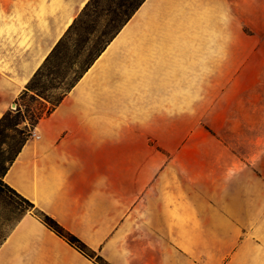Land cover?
<instances>
[{
    "label": "crops",
    "instance_id": "0c3cea01",
    "mask_svg": "<svg viewBox=\"0 0 264 264\" xmlns=\"http://www.w3.org/2000/svg\"><path fill=\"white\" fill-rule=\"evenodd\" d=\"M88 1L2 2L0 120ZM229 37L208 58L230 59ZM113 40L114 56H99L40 120L4 182L108 264H264L263 150L153 147V104L120 84V61L135 56L126 45L112 53ZM229 74L226 62L210 68L214 90ZM181 91L163 89L164 114L168 101L181 114ZM0 264L98 263L28 213L0 245Z\"/></svg>",
    "mask_w": 264,
    "mask_h": 264
},
{
    "label": "rangeland",
    "instance_id": "374dc122",
    "mask_svg": "<svg viewBox=\"0 0 264 264\" xmlns=\"http://www.w3.org/2000/svg\"><path fill=\"white\" fill-rule=\"evenodd\" d=\"M12 1L15 3V0H0V9L2 2L10 4ZM111 3V0H104L100 6L107 8ZM172 4L181 7L185 14L191 9L209 12L214 20L203 23V29L194 27L196 44L191 46L187 45L192 42L189 27L177 31L163 26L181 24L177 23L176 16L168 21L166 18L167 22L158 20L157 6L142 5L129 20L136 24V34L123 49L133 53L135 59H125L119 65L128 73L120 75V84L134 86L130 92L135 95L132 99L153 104L152 146L163 148L164 153H168L166 149L183 147H227L242 150V153L258 149L263 150L264 167V0H173ZM94 17L84 18V23L64 38L54 58L35 79V87L49 89L47 100L37 98L40 102H33L32 93L28 92L23 100L12 106V112L21 106L25 112L29 111L30 117L32 111H46L51 106L50 101L60 97L65 84L72 81L74 72L83 66L93 46L113 24L111 17H100L95 32L88 34L85 29ZM225 35L230 36L231 43L226 45L229 48L226 50L230 51L231 58L226 61L208 58L209 53L223 50ZM171 39L176 43L171 44ZM109 50L108 45L100 56L111 59L114 55H107ZM223 62L230 74L217 77L219 81L214 90L213 78L208 73L214 64L219 67ZM62 80L64 84L60 88H51L52 83L57 85ZM173 83L179 84L183 95L184 107L179 108L181 114L178 116L170 101L166 105L167 114L163 113L161 89ZM168 95L170 99L171 94ZM20 141L21 136L11 134L6 144L0 143V174ZM247 158L256 160L255 156ZM28 213L39 216L37 209L0 182V245Z\"/></svg>",
    "mask_w": 264,
    "mask_h": 264
},
{
    "label": "trees",
    "instance_id": "16d2710c",
    "mask_svg": "<svg viewBox=\"0 0 264 264\" xmlns=\"http://www.w3.org/2000/svg\"><path fill=\"white\" fill-rule=\"evenodd\" d=\"M104 0H89L82 10L81 14L71 26L68 28L64 36L59 40V42L55 45L51 53L48 55L43 65L39 68V70L35 73L31 81L26 87V90L20 97V100H23L28 92L32 93L31 97L33 102H40L38 99L47 100L48 96L46 92L49 90L47 87H35L34 81L40 75L45 66L50 63V61L56 55L62 41L66 36L70 34L73 30H75L78 25L84 23V18H90L92 15H95L94 19L90 20V24H87L86 33L93 34L96 29V25L98 23V18H108L111 17L112 25L108 30L103 34V36L99 39V41L93 46L90 51L89 58L84 62L83 66L80 67L77 71L74 72V77L71 82L65 84V91L60 95L59 98L50 101L51 106L46 109H37L36 111H32L30 117L28 116V110L25 112L22 111L21 107H19L16 112L9 111L5 114L0 120V143L6 144V140L10 139L11 134H17L21 136V141L19 143V147L14 152L12 158L8 160V164L2 169V173L0 174V182H4L3 178L9 169V167L14 162L17 155L20 153L22 147L26 144L29 138L32 135V131L34 127L40 122L41 119L49 116L55 108L61 103L64 97L71 91V89L75 86V84L83 77V75L88 71V69L94 64V62L99 58L102 52L107 48V46L111 43V41L116 37V35L121 31V29L126 25V23L134 16V14L139 10V8L145 3L146 0H111L112 3L107 8L101 7V3ZM60 79V76L57 77ZM61 84H64V81L57 82V85L51 84V88L57 89L61 87ZM38 98V99H37ZM28 121V125H23ZM5 183V182H4ZM5 185L19 197H21L25 202H27L31 207L35 208L34 204L19 195L16 191L10 188L6 183ZM38 210V209H37ZM39 218L57 235L64 238L67 242H69L72 246L77 248L81 253L86 255L89 258L95 259L98 264H108L101 256L97 255L92 249H90L83 241L77 238L75 235L67 231L64 227H62L55 219L45 214L43 211L38 210ZM5 241V240H4Z\"/></svg>",
    "mask_w": 264,
    "mask_h": 264
},
{
    "label": "bare ground",
    "instance_id": "6f19581e",
    "mask_svg": "<svg viewBox=\"0 0 264 264\" xmlns=\"http://www.w3.org/2000/svg\"><path fill=\"white\" fill-rule=\"evenodd\" d=\"M173 0H150L149 2H145L148 5H153V6H157L158 10H159V14H158V20L163 19V21H167L169 20L170 17H174L176 16V21L177 23H181L178 24L177 26H165L164 27H169V28H173L175 30H180L181 28L184 27H189V30L192 34L191 38H192V42L188 43L187 45H191L194 46L196 44V40H195V34L194 31H192L194 29V27L197 28H202L203 29V23H210L212 20H214L212 18L211 13L207 12V13H200L197 12L198 10H190L188 12V14L184 13V10H182V8L178 7L174 4H172ZM175 6V7H174ZM175 9V10H173ZM173 10V11H172ZM197 13V14H195ZM140 19H145V18H139ZM166 21V22H167ZM182 23H186V24H182ZM136 32V24L134 22H128L126 23V25L123 27V29H121L120 33H118L116 35V37L113 40V46H111V52L112 53H116L118 51V49L121 46H125L134 36ZM164 42V39H163ZM171 44H175L176 40H170L169 41ZM149 79V77H147V80ZM163 91V89H161Z\"/></svg>",
    "mask_w": 264,
    "mask_h": 264
},
{
    "label": "water",
    "instance_id": "95a60500",
    "mask_svg": "<svg viewBox=\"0 0 264 264\" xmlns=\"http://www.w3.org/2000/svg\"><path fill=\"white\" fill-rule=\"evenodd\" d=\"M14 106H16V105H14Z\"/></svg>",
    "mask_w": 264,
    "mask_h": 264
}]
</instances>
